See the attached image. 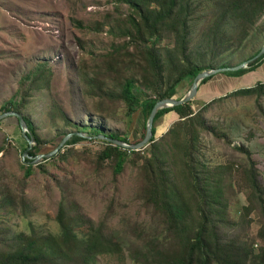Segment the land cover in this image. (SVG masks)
<instances>
[{"label": "rangeland", "instance_id": "1", "mask_svg": "<svg viewBox=\"0 0 264 264\" xmlns=\"http://www.w3.org/2000/svg\"><path fill=\"white\" fill-rule=\"evenodd\" d=\"M190 1L195 13L187 55L193 65L240 66L263 49L264 0H256L246 19L244 10L232 9L233 3L246 6V0ZM164 8L163 0L151 5L159 13ZM132 19L139 22L140 16L119 0H0V115L9 109L30 118L42 140L50 141L41 147L44 154L79 129L139 141L145 128L142 114L129 116V104L111 100L107 93L120 95L132 79L155 97L145 48L158 51L165 80L176 77L174 68L183 58L175 32L178 20H169L163 31L140 45L132 40ZM223 79L217 76L201 86L192 102L195 112L229 88L249 84L236 79L224 86ZM190 87L188 81L176 85L173 98ZM171 113L174 118L169 113L156 128L155 141L179 122ZM203 117L205 124L196 125L194 135L201 173L212 178L209 195L219 236L245 247L252 253L249 264H254L264 251V213L247 173L253 162L264 189V95L216 100ZM189 143L191 137L183 130L163 143L178 191L176 202L187 213L186 227L172 230L167 213L151 199L144 160L129 154L121 173L115 174L114 161L101 162L97 156L106 141L74 137L64 155L38 166L24 159L30 145L18 119L7 118L0 125V256L33 240L47 253L42 264H157L181 258L203 214L202 203L182 179ZM151 144L140 154L150 157ZM28 164L33 174L26 178ZM62 207L73 233L68 246L61 242Z\"/></svg>", "mask_w": 264, "mask_h": 264}, {"label": "trees", "instance_id": "2", "mask_svg": "<svg viewBox=\"0 0 264 264\" xmlns=\"http://www.w3.org/2000/svg\"><path fill=\"white\" fill-rule=\"evenodd\" d=\"M121 3L131 6L137 14L140 16V21L137 19H132V27L135 31V37L133 41L143 45L144 40H151L157 36L163 28L166 27V23L175 18L179 21V29H176L175 32L179 35L180 43V55L183 58V61L180 62L178 68H174L175 72L178 71L176 77L172 80L168 78L165 80L163 78V61L161 56L158 54L156 48H145L146 57L148 64L150 66V72L152 74V80L155 84V97H149L146 93L136 86L135 81L128 79L121 91L120 95L115 96L107 93V97L111 100H123L127 102L130 106L128 110V115L133 117L137 111H140L144 118V127L146 120L150 114V111L153 105L161 99L173 98L176 94V85L182 83L183 81H188L189 85H192L191 82L195 75L198 72L203 71L206 67L195 66L188 59L187 51L190 43L191 36V16L195 11L191 8L190 0H163L165 2V10L163 13H159L156 9H151L152 3H158L159 0H119ZM246 6H242L240 3H233V10H244L241 14L244 19L245 15L250 9L254 8V3L256 0H246ZM186 2V7L181 8L180 3L183 4ZM229 13V11H227ZM219 29V28H218ZM217 29V30H218ZM217 30L213 33L217 34ZM260 52V51H259ZM259 52L255 55L257 56ZM254 56V57H255ZM253 57V58H254ZM264 56L254 63L250 64L247 69H242L235 72H226L214 74L209 77H206L202 80L199 85V91L201 86L210 81L211 79L217 76H224V79L227 82L230 80L227 77L238 78L244 76L247 73L257 70L263 63ZM209 68H212L210 66ZM226 85V83H225ZM224 85V86H225ZM163 89V90H161ZM219 89V88H215ZM198 91V92H199ZM256 95L257 97H263L264 95V82H259L256 85L244 86L241 89H230L226 92H222L219 98H215L212 101L205 103L203 110L198 112L194 111L192 106L193 99L190 102L175 106L173 108H165L159 110L153 121L152 133L155 134L156 128L162 125L165 116L168 113L175 112L178 115L179 122L175 127L171 128L160 141H155L151 139V156L147 157L144 154H140L142 150L135 151L132 149H125L119 146H114L110 143H107L105 149L98 151L97 156L99 161H114L115 163V174L121 173L123 170L124 164L128 158L129 154L134 155L136 159L144 160V168L146 173V180L148 185L151 187V199L154 203H157L162 209L167 213L168 220L172 230H179L180 228L186 227L187 225V213L183 206L180 203L176 202L175 192H178L175 183L173 182L174 176L173 173L167 168V154L165 141L169 136H175L177 132L184 131L191 137L193 143H189L186 146V149L183 153L185 173L182 176V179H185V187L189 192H194L195 196L200 200L201 209L203 211L202 219L200 226L197 229V232L194 236L193 241H188L185 245L184 253L181 258L174 259L170 263H160L157 264H249L250 255L252 253L248 252L245 247H242L237 244L229 243L223 241L219 236L217 220V210L213 207L210 202L209 191L213 190L212 178L207 175V173H201V166L198 159V149H197V138L194 135V129L196 125L204 126L205 120L203 117V112L216 100H223L229 96H251ZM181 98V97H180ZM179 98V99H180ZM176 99V98H175ZM134 107H136L134 109ZM10 112L11 110L8 109ZM14 118V117H8ZM17 118V117H16ZM7 119V118H6ZM4 119L0 125L6 120ZM18 119V118H17ZM25 119L29 126V131L31 136L38 143L37 146L29 152L31 159L34 160L36 156L43 154L42 149L44 146L50 143V141H44L38 135L37 130L30 120V118L25 116ZM69 125L71 122L66 120ZM20 124V121L18 119ZM78 132H84L83 129H79ZM86 134H94L93 136L105 135L98 131L84 132ZM145 134V128H142V135L139 141L134 143H139ZM66 136V135H65ZM110 138L118 139L123 142L134 144L126 137L119 135H106ZM74 138V137H73ZM81 138V137H80ZM43 146V147H42ZM42 147V148H41ZM58 155H64V152L61 150ZM30 162V158H26ZM47 161V160H44ZM33 162V161H32ZM38 166H42L39 164ZM33 174V165L28 164L25 166V177L29 178ZM248 186L252 191L253 196L258 201L260 207L264 213V189L259 182L257 170L255 164L251 162V167L247 173ZM58 220L61 224L62 236L61 242L64 245H69L71 239L73 238V233L71 228L68 226L66 219L64 217L63 207L60 210ZM25 242V241H24ZM46 251H44L37 243V241L25 242V244L10 253H6L0 256V264H42L44 261ZM254 264H264V251L262 255L255 256Z\"/></svg>", "mask_w": 264, "mask_h": 264}, {"label": "water", "instance_id": "3", "mask_svg": "<svg viewBox=\"0 0 264 264\" xmlns=\"http://www.w3.org/2000/svg\"><path fill=\"white\" fill-rule=\"evenodd\" d=\"M263 56H264V47L255 58H253L252 60H250V61H248V62H246L240 66L222 67V68L221 67H214V68H210V69H206V70H203L201 72H198L195 75V77L193 78V80L191 82L192 85H191L189 92L187 94L182 96L180 99H175V98L161 99V100H158L153 105V107L150 111V114H149V116L146 120V123H145L144 137L137 144H130L127 142H123V141L118 140V139L110 138L106 135L90 136L84 132L75 131L73 133H68L62 139V141L59 143V145L52 152H50L48 154L43 153V154L36 156L35 159L33 160V163L40 164V162H42L44 160H48V159L52 158L53 156L57 155L61 150H63L65 147L68 146V142L73 137H81V138H84L87 140L99 139V140L106 141V142H108L114 146H119V147L125 148V149H132L135 151H140L141 149H143L147 145H149V143L153 137V133H152L153 121H154V117H155L156 113L159 110L165 109V108H173L175 106H180V105H183V104L190 102V100H192L193 98H195L197 96L198 91H199V85L201 84L202 80L205 79L206 77H209V76L214 75L216 73L219 74V73H226V72H235V71H239L242 69H246V68H248V66L250 64L259 60ZM8 117H17L19 119L21 129L23 130L24 136L26 137V139L28 140L29 145H30L24 154V159H26V158L31 159L29 152L31 149H33V146H34L36 141L30 134L29 126H28V123H27L25 117L18 112L10 111V112H6V113L0 115V123Z\"/></svg>", "mask_w": 264, "mask_h": 264}, {"label": "crops", "instance_id": "4", "mask_svg": "<svg viewBox=\"0 0 264 264\" xmlns=\"http://www.w3.org/2000/svg\"><path fill=\"white\" fill-rule=\"evenodd\" d=\"M259 74V75H258ZM264 78V68H262L261 66L257 69V70H255V71H253V72H250V73H247V74H245L244 76H241V77H238V78H230V80L228 81V83H230L231 81H233V80H236V79H241V80H244V81H246V82H248L249 84H247V85H244V86H251V85H253V84H255V80L257 81V80H259V79H263ZM223 82H225L226 84H228L227 83V80H225V79H223ZM234 82V81H233ZM261 82H264V79H263V81H261ZM225 85V84H224ZM220 86H222L221 84H220ZM226 86V85H225ZM224 87V86H223ZM217 88H219V87H217ZM169 114V113H168ZM167 114V115H168ZM171 115H172V117L174 118V116H175V114H173V113H170L169 114V116L171 117ZM172 117H171V119H172Z\"/></svg>", "mask_w": 264, "mask_h": 264}]
</instances>
